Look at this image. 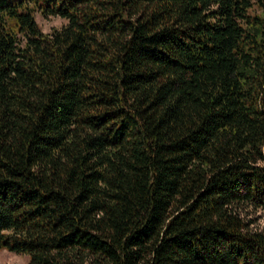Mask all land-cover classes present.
<instances>
[{
	"label": "trees",
	"instance_id": "16d2710c",
	"mask_svg": "<svg viewBox=\"0 0 264 264\" xmlns=\"http://www.w3.org/2000/svg\"><path fill=\"white\" fill-rule=\"evenodd\" d=\"M257 210L264 0H0V249L264 264Z\"/></svg>",
	"mask_w": 264,
	"mask_h": 264
},
{
	"label": "rangeland",
	"instance_id": "374dc122",
	"mask_svg": "<svg viewBox=\"0 0 264 264\" xmlns=\"http://www.w3.org/2000/svg\"><path fill=\"white\" fill-rule=\"evenodd\" d=\"M35 19L43 32L50 33L54 29L63 25L66 20L59 16L44 17L40 13H35ZM255 228L264 227V210H257L252 215ZM29 256L27 254H17L6 249H0V264H27Z\"/></svg>",
	"mask_w": 264,
	"mask_h": 264
}]
</instances>
